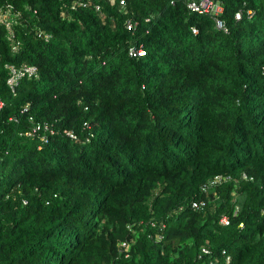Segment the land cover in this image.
<instances>
[{
  "label": "trees",
  "instance_id": "obj_1",
  "mask_svg": "<svg viewBox=\"0 0 264 264\" xmlns=\"http://www.w3.org/2000/svg\"><path fill=\"white\" fill-rule=\"evenodd\" d=\"M125 1L0 0V264H264V0Z\"/></svg>",
  "mask_w": 264,
  "mask_h": 264
},
{
  "label": "built area",
  "instance_id": "obj_2",
  "mask_svg": "<svg viewBox=\"0 0 264 264\" xmlns=\"http://www.w3.org/2000/svg\"><path fill=\"white\" fill-rule=\"evenodd\" d=\"M112 3L116 2V0H110ZM175 0H172L174 3ZM188 7L195 12L199 13H207L213 16V18L217 22V26L219 28H223L225 31H228V28L225 24V22L221 19L220 14L223 12V5L218 0H186ZM120 4L122 7L126 6L125 0H120ZM97 9H100V6L97 5ZM21 16V12L11 4L7 3L5 5L0 4V24H3L7 29V38L10 41L11 48L13 51H17L20 46V40L17 37V33L15 30V24L18 23L19 17ZM236 17L238 19L241 18V13L238 12L236 14ZM128 27L130 29L133 28V23H128ZM194 31H197V28H194ZM47 37V36H46ZM130 54L133 56H142L145 54L144 48L142 46H131L130 48ZM5 68L8 70V76L6 79V83L8 87L11 90H15L16 86L18 85L19 81L23 79L24 77H36L39 74V69L34 64H28L23 63L21 65H16L13 63H7L5 65ZM5 101L0 98V110H2L5 107ZM11 119L13 117H10ZM32 119V118H31ZM49 125L47 123L41 124L37 123L36 126L31 131L26 132L27 135H32L37 131L41 130H49ZM67 134L72 137L76 138V135L73 132L67 131ZM222 180V176H216L213 178L208 184H206L204 187L205 189H208L209 187L216 185ZM206 205V201H194L193 207L195 208H201ZM230 218L227 215H224L221 217V223L223 224H229ZM155 223H152L154 225ZM165 227V223H161L160 225V232L157 233L156 238L161 239L163 238V229ZM134 244L133 241L124 240L122 241L120 245V253L121 255H124L125 258H129L131 256L132 246ZM211 252V249L208 246H203L201 248V257L203 254H209ZM231 261V256H226V262ZM206 262L203 261L199 264H205ZM209 264H218V260H210Z\"/></svg>",
  "mask_w": 264,
  "mask_h": 264
}]
</instances>
